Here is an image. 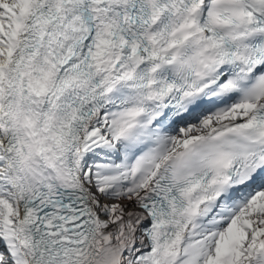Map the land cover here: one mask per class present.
Masks as SVG:
<instances>
[{
	"label": "snow or ice",
	"instance_id": "snow-or-ice-1",
	"mask_svg": "<svg viewBox=\"0 0 264 264\" xmlns=\"http://www.w3.org/2000/svg\"><path fill=\"white\" fill-rule=\"evenodd\" d=\"M0 264H264V0H0Z\"/></svg>",
	"mask_w": 264,
	"mask_h": 264
}]
</instances>
